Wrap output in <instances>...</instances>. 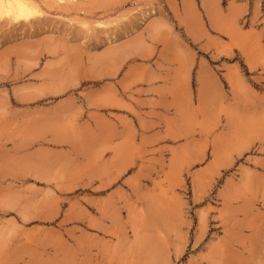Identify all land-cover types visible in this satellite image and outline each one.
Instances as JSON below:
<instances>
[{"label":"rangeland","instance_id":"374dc122","mask_svg":"<svg viewBox=\"0 0 264 264\" xmlns=\"http://www.w3.org/2000/svg\"><path fill=\"white\" fill-rule=\"evenodd\" d=\"M80 1L0 26V264H264V0ZM155 19L165 34L136 61H196L183 124L142 120L119 174L87 151L26 157L37 99L55 84L99 105L108 38L151 39ZM40 199L55 219L31 218Z\"/></svg>","mask_w":264,"mask_h":264},{"label":"crops","instance_id":"0c3cea01","mask_svg":"<svg viewBox=\"0 0 264 264\" xmlns=\"http://www.w3.org/2000/svg\"><path fill=\"white\" fill-rule=\"evenodd\" d=\"M113 57L108 67L104 59L101 61L99 105L95 106L91 98H86L89 108L82 111L78 105L80 100L70 92L75 86L64 87L62 91L61 86L54 84L37 99L44 103L43 108H37L34 113H30L33 109H28V114H32L28 121L29 132L44 141L41 146L28 147L26 157L44 161L47 155L53 159L62 152L73 156L87 151L89 157L106 159L108 167L117 165L114 172L119 174L124 172L123 167L119 168V160L124 157L126 144L140 141L142 120L162 127L174 121L183 124L196 62L187 52L167 51L158 56L152 69L147 71L136 61L138 56ZM160 131L165 133L166 129ZM48 165L54 168V162ZM31 169H35L34 173L41 171L35 166ZM36 185L41 187V184ZM46 205L55 206L52 202L46 203V199L33 205L27 202V206H31V218L35 221L55 219V210H45Z\"/></svg>","mask_w":264,"mask_h":264},{"label":"bare ground","instance_id":"6f19581e","mask_svg":"<svg viewBox=\"0 0 264 264\" xmlns=\"http://www.w3.org/2000/svg\"><path fill=\"white\" fill-rule=\"evenodd\" d=\"M80 3H82L80 0H0V26L4 28V27H7L9 25H18V24H23V23L33 24V23L41 22L43 20L41 15L44 13L43 9H42V4L46 5L49 8L57 7V8H63V9L71 10L73 8H79ZM174 12L175 11H173V13ZM151 13H153V12L151 11L150 13H147L145 15H151ZM196 14H194V15L196 16ZM197 16H198V14H197ZM152 18H154V17H152ZM196 18L199 19V16ZM194 21H196V19ZM164 23H163V26L165 28L166 23L165 24ZM151 25L153 27V31L149 32V34L151 35V39H148L146 37L141 38V36H139L141 31H139L140 33L138 32V34H139L138 36L135 35L137 31L134 32L133 36L134 35L135 36L133 38H131V36H129L130 40L127 41L128 39H126L125 43L123 41L122 42L119 41L118 38L113 36L111 38H108V43L110 44V47L108 49H104V50H106V52L104 51V53H102V52L101 53L103 55L107 53L109 56H115V57L116 56H138V57L145 58V57L150 56L151 55L150 50H152V49L149 50V48H148L150 45V40L152 41L153 39L155 40V39H160L161 37L163 38V36H164L163 34H165L163 29H162V21L161 20L155 19V21L152 22ZM187 26L189 27V25H187ZM195 27H197V26H195ZM197 28H196V30H197ZM51 52L54 53V51H51ZM179 53H181V52H179ZM161 54H163V53H161ZM103 55H101V56H103ZM104 56H107V55H104ZM109 56H107V58ZM113 58H112V60H113ZM100 59H101V57H100ZM55 73L56 72L54 71V74Z\"/></svg>","mask_w":264,"mask_h":264}]
</instances>
